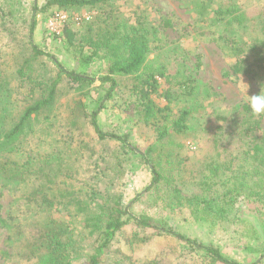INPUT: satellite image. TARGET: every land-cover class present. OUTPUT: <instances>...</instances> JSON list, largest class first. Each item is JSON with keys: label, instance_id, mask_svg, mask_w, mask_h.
Instances as JSON below:
<instances>
[{"label": "rangeland", "instance_id": "374dc122", "mask_svg": "<svg viewBox=\"0 0 264 264\" xmlns=\"http://www.w3.org/2000/svg\"><path fill=\"white\" fill-rule=\"evenodd\" d=\"M48 1L0 0V139L26 108L49 95L52 84L57 87L54 103L26 121L18 140L0 148V264H29L20 260V243L48 221L77 233L90 215L110 211L119 199L127 233L147 238L123 246L139 263L210 264L208 256L190 252L188 244L166 233L172 228L241 264H264V208L254 197L243 194L229 204L227 196L207 220L197 218L201 210L193 213L185 200L173 208L163 200L174 187L185 197L201 193L200 176L219 163L229 162L230 178L242 105L247 92L255 95L264 86V68L256 67L264 66V0H115L116 17L108 21L97 6L68 10ZM58 13L66 16L54 21L61 34L49 22ZM123 18L138 20L149 40L142 76L149 71L158 80L153 100L175 113L192 110L188 131L164 146L174 150L176 165L173 181L156 193L147 192L151 172L141 156L126 153L117 140H100L90 124L89 115L103 103L98 123L104 131L128 135L140 152L156 149L157 159L161 154L156 126L145 119V99L135 90L139 80L116 74L118 86L107 99L98 80L107 69L101 49L105 28ZM31 40L45 54H37ZM233 45L240 48L238 58L254 67V77L232 73ZM55 60L95 81L71 82ZM261 127L264 137V116ZM256 165L249 162V169ZM40 185L38 199L29 201L27 194ZM213 188L214 196L224 192ZM43 198L46 203H40ZM144 214L164 230L137 227L132 217Z\"/></svg>", "mask_w": 264, "mask_h": 264}, {"label": "trees", "instance_id": "16d2710c", "mask_svg": "<svg viewBox=\"0 0 264 264\" xmlns=\"http://www.w3.org/2000/svg\"><path fill=\"white\" fill-rule=\"evenodd\" d=\"M47 5H57L68 10L97 6L103 11L104 21L116 17L115 0H49ZM34 9L36 11V5H34ZM260 15H262L260 20L264 23V15ZM231 22L232 20L230 19L227 21V23ZM139 25L140 22L138 20L133 21L132 19L123 18L106 26L101 49L107 59V69L106 73L98 80L106 87V99L112 96L118 86V81L115 78L116 74L134 76L139 80L135 90L139 91L145 99L143 109L145 119L149 122L152 121L153 125L156 126V139L161 142L159 144L160 148H162L161 154L157 159L156 149L150 148L145 153L140 152L131 144L128 135L104 131L98 123V114L104 107L103 103L92 111L89 117L93 131L100 140H117L124 146L126 153L141 156L151 172V183L147 188V192L152 190L156 193L161 186L170 183L171 179L173 181L172 170L176 165V163L172 162L175 155L174 150H166L164 146L170 142L174 134H182L188 131L192 110L183 108L175 113L169 107H160L153 100L152 95L157 91L158 80L149 71L145 78L142 76V69L151 52V46L146 35L138 27ZM34 28L35 20L33 18L30 28L31 36ZM65 32L68 35L71 34L68 29H65ZM31 46L37 54H45L32 43V40ZM239 50L240 48L235 49L237 60L232 65V73L237 78L240 76L254 77L252 74L254 73V67L251 64H245V60L242 58H238L239 54L237 52ZM242 55L247 54L242 51ZM55 62L59 66L60 71L73 83L83 84L95 81L94 77L69 71L61 64H58L56 60ZM256 67L258 70L264 68L263 65ZM56 90L57 87L54 83L49 95L42 96L34 104L26 108L19 122L1 137L0 148L18 140L26 121L32 118L33 114L41 113L54 103L53 96ZM241 111H243L244 116L236 130V161L230 178L226 176V166L229 165V162H218L220 166L211 169L209 174L200 176L198 183L202 187L201 193L185 197L178 188H171L168 196L163 197V200H166L167 207L173 208L175 204L183 205V200H185L189 203V207L193 209V213L194 209L201 210L200 214H198L199 216L196 214L199 211H195L197 218L207 220L213 211H220L224 198L228 196L225 201L232 204L235 203L240 195L244 194L248 197H254L261 207L264 208V137L260 134L263 116L253 115L246 103L242 105ZM251 161L258 164L253 169H249V162L251 164ZM3 166H7V163L4 162ZM194 180L196 181L195 177ZM214 186L224 192H217V195L214 196ZM47 187L48 183L44 185V188ZM41 189L42 186L40 185L39 190L30 191L27 194L28 200H37ZM227 189L228 192L226 193ZM141 196L138 195L135 201H138ZM42 202L46 203L45 198L40 203ZM215 206L218 207L215 208ZM126 213V208L122 206L121 200H116L110 211L103 214L94 213L90 215L85 220L83 229L77 233L70 231L62 223L50 220L39 227L35 236L30 239L27 238L26 241L20 243V252L18 253L21 256L20 260L29 264H142L123 249L124 245L131 247L133 241L146 242L147 239L145 237L139 238L137 233H127L125 230L127 220H124ZM132 220L139 228H159V230H164L161 227L154 226V219L149 215L134 216ZM166 233L188 244L190 252H200L204 254V257L208 256L210 264H241L228 258L219 248L187 238L175 232L172 228L167 229Z\"/></svg>", "mask_w": 264, "mask_h": 264}, {"label": "clouds", "instance_id": "9594fccd", "mask_svg": "<svg viewBox=\"0 0 264 264\" xmlns=\"http://www.w3.org/2000/svg\"><path fill=\"white\" fill-rule=\"evenodd\" d=\"M245 103L248 105L253 115L264 116V86H262V89L258 94L249 95L247 92Z\"/></svg>", "mask_w": 264, "mask_h": 264}, {"label": "built area", "instance_id": "2783aa9c", "mask_svg": "<svg viewBox=\"0 0 264 264\" xmlns=\"http://www.w3.org/2000/svg\"><path fill=\"white\" fill-rule=\"evenodd\" d=\"M65 17L66 16H62V14H56V16H52V18H50L49 19V22H50V24H51V27H52V31H54V32H56V34H61L62 32V29H60V28H56L55 26H54V21L55 20H59V18H63V19H65Z\"/></svg>", "mask_w": 264, "mask_h": 264}]
</instances>
